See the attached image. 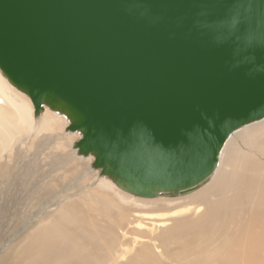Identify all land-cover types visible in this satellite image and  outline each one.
Instances as JSON below:
<instances>
[{"label":"water","instance_id":"water-1","mask_svg":"<svg viewBox=\"0 0 264 264\" xmlns=\"http://www.w3.org/2000/svg\"><path fill=\"white\" fill-rule=\"evenodd\" d=\"M0 71L100 177L189 194L264 119V0H0Z\"/></svg>","mask_w":264,"mask_h":264},{"label":"bare ground","instance_id":"bare-ground-1","mask_svg":"<svg viewBox=\"0 0 264 264\" xmlns=\"http://www.w3.org/2000/svg\"><path fill=\"white\" fill-rule=\"evenodd\" d=\"M0 97L13 109L7 115L0 105V135L4 132L0 136L1 153L10 148L7 142L11 143L14 136L30 135L35 126V108L29 97L15 88L1 71ZM63 118L45 108L37 125L38 132H51L56 121L67 125ZM48 138L34 146L51 145ZM55 145L66 147L62 142ZM13 157V166V158L0 163V180L12 182L27 197L16 199L15 207L26 203L34 210L39 208L36 213L39 212L40 220L55 223L45 231L34 232L38 220L22 221L19 212L11 218L9 203L15 194L10 185L5 193L7 203L0 208L4 219L11 218L9 233L0 230V264H20L22 255L27 259L21 264H264V119L236 130L229 137L217 169L195 191L184 196L145 199L125 191L127 197L133 198L128 205L127 199L125 205L117 203L113 195L105 194L102 189L87 193L84 171L76 178L77 192L68 195L70 189L56 184L55 180L42 183L36 160L31 170L21 165L18 152ZM48 158L47 174L61 170L67 163L63 155L55 152ZM13 170L16 171L13 177L5 179ZM27 177H30L28 181ZM73 197L90 203L86 205L87 212L74 215L71 220L63 212L79 209ZM113 206L117 212L109 216ZM111 219L116 220L115 232L108 228ZM96 221L100 224L88 229V223ZM76 222L77 230L72 236L64 225ZM57 225L59 229H55ZM47 232L50 234L46 235Z\"/></svg>","mask_w":264,"mask_h":264},{"label":"rangeland","instance_id":"rangeland-1","mask_svg":"<svg viewBox=\"0 0 264 264\" xmlns=\"http://www.w3.org/2000/svg\"><path fill=\"white\" fill-rule=\"evenodd\" d=\"M0 101H1L0 102L1 107L4 109V111L7 113V115L11 114L13 112L12 107L1 97H0ZM33 114H34L35 126L33 127L32 131H29V133L31 132L30 135L29 136H27V135L14 136L11 143L7 142L10 144V148L8 150H6L5 152L0 153V163L3 162V164H5L6 162H8L7 160L13 158V163H12V166H13L14 160H15L13 156L15 153L18 152L19 159H20L22 166H29V168L31 170H33L31 165H32V163L37 161L39 163V169H40V175L42 178V183H50L53 180H55L56 184L63 185V188L65 187V188L70 189L68 195L74 194L77 192L79 185L77 184L76 178H77L79 173L84 171V173L86 175L85 183L88 186L86 189L87 193L88 192L89 193H95V191L102 189L101 191H103L105 194H109L110 196L113 195V199H115V201L117 200L116 201L117 203L121 202L120 204L123 203V205H125L126 199H127L128 203L126 205L129 204V201L132 200L133 198L131 199L130 196H129L130 198L127 197V193L124 190H122L121 188L117 187L110 180L100 177L99 176V172H100L99 170H95V169L91 168V164L93 162L91 157L80 158L75 154V152L72 150V144H73L72 142L77 141L78 136L76 134H65L64 133V129H65L64 127L67 126L66 123L63 124L60 121H56L59 125L56 122H54V124H55L54 128L55 129H53L51 132H48V131H47L48 133L46 131L45 132H38L37 125L39 123H41V120H42L41 115L37 117V116H35V112H33ZM42 116H44V113ZM63 119H64V121H66L65 118H63ZM4 126H6V125H4ZM8 127L11 128V126H8ZM3 133L4 132L1 131V134H2V135H0L1 137H3ZM48 136L51 139L50 141H52L51 145L50 144L49 145L43 144V146H41L39 148L34 146L35 143L36 144L39 142L42 143L43 140L49 139ZM70 139H72V141ZM55 142L64 143L66 145V147H64L65 149H63L62 147L58 148L57 147L58 145H55ZM52 152H55V154H57V155H63L65 158L68 156L66 158L67 163L61 170L47 174V172L50 170V167L48 165L49 164L48 155H50ZM33 160H36V161H33ZM3 168H5V166H3ZM16 170H18V169H16ZM69 170H74L76 172L75 175L69 174L68 173ZM14 171L15 170H13V173L11 175L6 174L5 179L6 178L11 179L13 177L14 173H16V171L15 172ZM29 178L30 177H27V181L29 180ZM93 183L95 184L94 186H96V187H93ZM10 185H12L13 193L15 194V197L13 198V202L9 203V213L11 214V218L16 217L14 214L15 212H19L20 216L22 218V221L27 220L28 218H34V219L38 220L39 222H37L38 225L35 227V230H33L34 232L39 231V230H41L40 232L45 231L48 226L54 225L55 221H50L49 219L40 220L39 212L36 213V211L39 208H35V210H34L31 205H28L26 203H22L20 206L15 207V200L16 199L25 200L27 197L20 191L18 186L13 185L12 182H10V181L7 183H3V180H0V208L3 207L7 203V197H6L5 193H6L8 187ZM101 185L103 188L98 187ZM72 199L78 203L79 209H77V210L68 209L65 212H63L65 218L71 219V220H72L74 215L82 214V212H87L86 205H87V203H90L86 199L81 200V199L76 198V197H73ZM141 199H145V198H141ZM116 212H117V209H115V206H113L109 209L108 215L109 216H115ZM10 219L6 220V219H4V217L2 215H0V223H4V227L3 228L0 227V230L2 232L5 231V234L9 233ZM92 219H94V218L92 217ZM94 220H96V219H94ZM115 221H116L115 219L109 220V223H108L109 227L108 228L110 231L115 232V225H114ZM96 223H97V221L95 223H88V225H87L88 229H90V230L95 229L96 226L100 224V222H98V224H96ZM77 225H78V222H76L75 224H68L67 223L64 226L67 227L68 231L73 236V234L77 230ZM59 228H60V225L55 226V229H59ZM99 231H101L100 228H99ZM48 234H50V232H47L46 235H48ZM59 234H61L62 240H64L63 239V233L59 232ZM92 237H94V236H92ZM74 256H75V254L71 255L70 257H74ZM25 259H27V258L24 255H22L21 259H20V264H21V261L25 260ZM137 264H139V263H137Z\"/></svg>","mask_w":264,"mask_h":264}]
</instances>
